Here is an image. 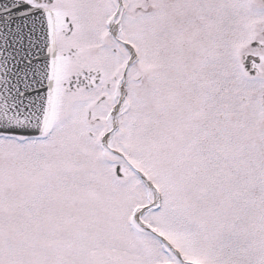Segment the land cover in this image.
Segmentation results:
<instances>
[{
	"label": "snow or ice",
	"instance_id": "obj_1",
	"mask_svg": "<svg viewBox=\"0 0 264 264\" xmlns=\"http://www.w3.org/2000/svg\"><path fill=\"white\" fill-rule=\"evenodd\" d=\"M0 264H264V0H0Z\"/></svg>",
	"mask_w": 264,
	"mask_h": 264
}]
</instances>
